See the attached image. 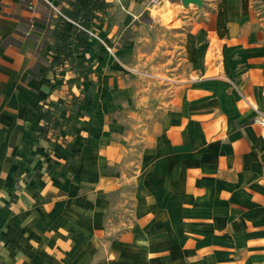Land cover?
Masks as SVG:
<instances>
[{
    "label": "crops",
    "instance_id": "obj_1",
    "mask_svg": "<svg viewBox=\"0 0 264 264\" xmlns=\"http://www.w3.org/2000/svg\"><path fill=\"white\" fill-rule=\"evenodd\" d=\"M63 2L0 0V264H32V258L39 264L42 255L34 256V251L55 248V241L38 248L43 237L59 234L61 218L79 208L76 201L81 200L76 199L82 195L71 199L67 188L50 186L46 176L35 173L43 164L39 148L44 144L52 154L55 149L76 153L64 165V171L75 168L73 189L88 188L97 173L102 188L107 185L93 200L83 198L89 202L84 211L90 217L110 209L109 190L121 180L118 168L132 169L134 163L135 182L145 185L149 179L153 185L134 196L139 220L125 230V239L114 245L119 249L110 254L120 253L106 254L97 264H171L165 253L171 248L170 237L158 240V234L188 233V218L202 217L205 210L227 216L245 230L261 227L253 218L264 217V124L259 123L264 114V0H220L227 20L199 23L198 15H184L193 30L184 39L183 72L191 66L197 77H180L173 97L149 120L139 148L124 140L101 139L96 129L85 137L84 146L73 140L87 92L77 114L67 118L73 127L65 135L68 143L58 145L54 136L44 137L41 111L53 87L51 44ZM109 2L86 44L91 66L92 31L112 37L119 20L140 22L144 10L151 21L162 24L148 0ZM68 88L52 90V98H63ZM113 167L116 172L108 171ZM184 264L190 263L186 259Z\"/></svg>",
    "mask_w": 264,
    "mask_h": 264
},
{
    "label": "rangeland",
    "instance_id": "obj_2",
    "mask_svg": "<svg viewBox=\"0 0 264 264\" xmlns=\"http://www.w3.org/2000/svg\"><path fill=\"white\" fill-rule=\"evenodd\" d=\"M165 1L171 10H164L160 20L162 24L151 21L144 10L140 22L119 20L121 25L112 37L106 38L104 34L92 31L90 60L97 78L86 89L87 103L76 118L78 137L73 138L74 141L79 139L82 146L85 145V137L96 129L102 135L101 139L124 140L127 146L139 148L149 120L154 112L163 109L165 101L173 97L180 77H184L182 81L197 77L191 66L187 73L183 72L187 64L184 39L186 33L193 30L192 23L187 22L184 15L196 14L199 23H207L210 18L227 20V9L221 8L220 0H203L201 5L194 2L185 5L182 0H148V4L160 5ZM177 4H180V10L176 15L174 7ZM241 14L244 15L243 10ZM261 20H264V8ZM109 40L113 46L109 45ZM70 154L57 149L52 154L46 150V144L39 148L43 164L35 173L46 176L44 180H48L50 186L67 188L71 199L82 195L76 199L81 200L76 201L79 207L73 209L76 213H71L64 221L61 218L60 226L63 228L60 227L59 234L53 238L43 237L37 246L41 248L43 243L55 241V248L34 251V256L42 255L39 264H97L102 256L119 249L114 245L125 239V230L139 220L135 217L134 196L153 188L148 183L149 179L145 180V185L135 182L138 170L134 163L132 169L118 168L121 180L109 190L110 209L103 213L94 211L90 217L84 211L89 202L83 198L88 196L93 200L107 185L102 188L100 174L97 173L88 188L73 189L71 179L75 168L64 171V165L69 163L67 160L76 155L75 152L74 156ZM108 171L116 172V168ZM261 218H253V223L254 220L262 222L261 227L245 230L233 224L237 221L232 222L227 216H215L212 211L205 210L202 217L188 218V233H159L158 240L170 237L171 248L165 253L172 258L171 264H184L186 259L190 264H264V217ZM142 220L146 222L147 218ZM64 223L70 228H65ZM159 252L163 250L159 249ZM35 261L32 258L31 263L36 264Z\"/></svg>",
    "mask_w": 264,
    "mask_h": 264
},
{
    "label": "trees",
    "instance_id": "obj_3",
    "mask_svg": "<svg viewBox=\"0 0 264 264\" xmlns=\"http://www.w3.org/2000/svg\"><path fill=\"white\" fill-rule=\"evenodd\" d=\"M110 6L109 0H64L60 5L61 13L57 16L53 29L51 44L53 69V87L49 93L50 100L44 102L41 111L43 135L61 145L68 143L65 135L69 127L68 117H74L85 103L86 85L93 84L94 70L86 55V44L90 37L93 23L106 15ZM68 85L63 98H52V90ZM78 92L73 91V87ZM63 126H66L65 130ZM64 130L65 134L62 133ZM58 138L62 141L56 142Z\"/></svg>",
    "mask_w": 264,
    "mask_h": 264
},
{
    "label": "bare ground",
    "instance_id": "obj_4",
    "mask_svg": "<svg viewBox=\"0 0 264 264\" xmlns=\"http://www.w3.org/2000/svg\"><path fill=\"white\" fill-rule=\"evenodd\" d=\"M169 8V4L165 1L162 4L153 5L152 7V14L161 16L165 9ZM131 11V10H130ZM168 11V9H167Z\"/></svg>",
    "mask_w": 264,
    "mask_h": 264
},
{
    "label": "water",
    "instance_id": "obj_5",
    "mask_svg": "<svg viewBox=\"0 0 264 264\" xmlns=\"http://www.w3.org/2000/svg\"><path fill=\"white\" fill-rule=\"evenodd\" d=\"M183 4L188 5L190 2L197 3L198 5H201L203 0H182Z\"/></svg>",
    "mask_w": 264,
    "mask_h": 264
},
{
    "label": "built area",
    "instance_id": "obj_6",
    "mask_svg": "<svg viewBox=\"0 0 264 264\" xmlns=\"http://www.w3.org/2000/svg\"><path fill=\"white\" fill-rule=\"evenodd\" d=\"M259 123H260V124H264V114L260 117V119H259Z\"/></svg>",
    "mask_w": 264,
    "mask_h": 264
}]
</instances>
